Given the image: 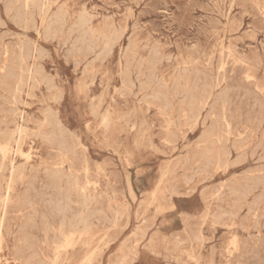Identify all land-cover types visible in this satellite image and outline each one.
I'll return each mask as SVG.
<instances>
[{"label": "rangeland", "instance_id": "1", "mask_svg": "<svg viewBox=\"0 0 264 264\" xmlns=\"http://www.w3.org/2000/svg\"><path fill=\"white\" fill-rule=\"evenodd\" d=\"M14 1L0 0V264H264V0Z\"/></svg>", "mask_w": 264, "mask_h": 264}, {"label": "bare ground", "instance_id": "2", "mask_svg": "<svg viewBox=\"0 0 264 264\" xmlns=\"http://www.w3.org/2000/svg\"><path fill=\"white\" fill-rule=\"evenodd\" d=\"M6 1H7V0H6ZM13 1H14V0H13ZM32 1H34V0H25L26 7H28L29 4H30ZM40 1H41V0H40ZM156 1H157V0H156ZM197 1H198V0H197ZM206 1H207V0H206ZM206 1H205V2H206ZM215 1H216V0H215ZM224 1H225V0H224ZM229 1H230V0H229ZM244 1H245V0H244ZM247 1H249V0H247ZM247 1H246V2H247ZM256 1H257V0H256ZM256 1H254V3H255ZM8 2H9V0H8ZM15 2H16V1H14V3H15ZM18 2L21 4V2L23 3V0H21V2L18 0ZM37 2H38V0H37ZM37 2H36V3H37ZM43 2H44V1H43ZM124 2H125V1H124ZM200 2H201V1H200ZM209 2H210V1H209ZM211 2H212V1H211ZM217 2H218V0H217ZM241 2H242V1H241ZM10 3L14 5V3H13L12 1H11ZM39 3H40V2H39ZM47 3H48V2H47ZM47 3H46V4H47ZM125 3H126V2H125ZM136 3H137V2H136ZM145 3H146V2H145ZM148 3H149V2H148ZM159 3H161V2H159ZM188 3H189V2H188ZM203 3H204V2H203ZM228 3H229V2H228ZM256 3H257V2H256ZM8 4H9V3H8ZM23 4H24V3H23ZM34 4H35V3L33 2V5H34ZM43 4H44V3H43ZM53 4H54V2H53ZM164 4H165V3H164ZM197 4H198V3H197ZM211 4H212V3H211ZM250 4H251V3H250ZM262 4H263V3H262ZM41 5H42V4H41ZM172 5H173V4H172ZM186 5H187V4H186ZM198 5H200V4H198ZM224 5H225V3H224ZM224 5H223V6H224ZM230 5H231V4H230ZM241 5H242V3H241ZM252 5H253V4H252ZM18 6H19V5H18ZM22 6H23V5H22ZM30 6H31V5H30ZM44 6H45V5H44ZM143 6H145V5H143ZM149 6H150V3H149ZM184 6H185V5H184ZM203 6H205V4H204ZM203 6H202V7H203ZM238 6H239V5H238ZM263 6H264V4H263ZM4 7H6V3H5V5H4ZM9 7L11 8L10 5H9ZM13 7H14V6H13ZM13 7H12V8H13ZM16 7H17V5H16ZM39 7H40V6H39ZM60 7H61V6H60ZM150 7H151V6H150ZM186 7H188V6H186ZM192 7H193V6H192ZM195 7H196V6H195ZM198 7H199V6H198ZM205 7H206V6H205ZM255 7H256V6H255ZM14 8H15V7H14ZM32 8H33V7H32ZM49 8H51L50 5L48 6L47 9H49ZM151 8H153V7H151ZM162 8H163V7H162ZM178 8H179V7H178ZM190 8H191V7H190ZM242 8H243V7H242ZM244 8L246 9V7H244ZM244 8H243V9H244ZM4 9H5V8H4ZM7 9H8V8H6V10H7ZM16 9H17V8H16ZM19 9L22 10L21 8H19ZM19 9H17V10H19ZM34 9H35V6H34ZM41 9H43V7H42ZM112 9H113V8H112ZM158 9H159V8H158ZM185 9H186V8H183L182 10L185 11ZM203 9H204V8H203ZM203 9H201V10H203ZM215 9H217V8H215ZM229 9H230V7H229ZM229 9H228V10H229ZM258 9H259V8H258ZM23 10H24V9H23ZM29 10H30V9H29ZM32 10H33V9H32ZM125 10H126V9H125ZM145 10H146V9H145ZM171 10H172V9H171ZM173 10H174V9H173ZM182 10H181V11H182ZM224 10H225V9H224ZM246 10H247V9H246ZM246 10H245V11H246ZM262 10H263V8H262ZM8 11H9V10H8ZM45 11H46V10H45ZM152 11H153V10H152ZM155 11H157V10H155ZM187 11H188V10H187ZM253 11H254V9H253ZM10 12H11V11H10ZM30 12H31V11H30ZM30 12H29V14H30ZM85 12H86V11H85ZM85 12H84V13H85ZM142 12H143V11H142ZM179 12H180V11H179ZM190 12H191V11H190ZM213 12H214V11H213ZM213 12H212V13H213ZM217 12H218V11H217ZM248 12H249V11H248ZM6 13H8V12L6 11ZM22 13H24V12H22ZM25 13L27 14V11H26ZM34 13H35V11H34ZM45 13H46V12H45ZM57 13H58V12H57ZM59 13H61V12L59 11ZM82 13H83V12H82ZM146 13H148V12H146ZM151 13H152V12H151ZM154 13H156V12H154ZM158 13H159V11H158ZM204 13H205V12H204ZM204 13H203V14H204ZM228 13H229V12H228ZM11 14H12V12H11ZM19 14H20V16L22 15L21 12H19ZM40 14H41V12H39V15H40ZM46 14H47V13H46ZM113 14H114V13H113ZM240 14H241V13H240ZM247 14H248V13H247ZM16 15H17V14H16ZM39 15H38V16H39ZM60 15H61V14H60ZM64 15H65V14H64ZM160 15H162V14H160ZM163 15H164V14H163ZM183 15H184V14H183ZM200 15H201V14H200ZM253 15H254V14H253ZM12 16H13V15H12ZM54 16H55V15H54ZM57 16H59V15H57ZM79 16H80V15H79ZM142 16H144V14H143ZM145 16H146V15H145ZM181 16H182V15H181ZM210 16H211V15H210ZM240 16H241V15H240ZM259 16H260V15H259ZM8 17H9V14H8ZM24 17H25V16H24ZM29 17H30V16H29ZM33 17H34V16H33ZM59 17H60V16H59ZM62 17H63V16H62ZM90 17H91V16H90ZM162 17H163V16H162ZM166 17H167V16H166ZM168 17H169V16H168ZM194 17H195V16H194ZM211 17H212V16H211ZM214 17H215V16H214ZM234 17H235V16H234ZM262 17H263V16H262ZM12 18H13V17H12ZM31 18H32V17H31ZM49 18H50V17H49ZM57 18H58V17H57ZM137 18H138V17H137ZM179 18H180V17H179ZM182 18H183V17H182ZM227 18H228V17H227ZM10 19H11V18H10ZM14 19H19V18L16 17V18H14ZM22 19H24V18H22ZM25 19L27 20L28 18H25ZM32 19H33V18H32ZM32 19H31V20H32ZM80 19H81V18H80ZM171 19H172V18H171ZM184 19H186V18L184 17ZM238 19H239V18H238ZM238 19H237V21H238ZM33 20H34V19H33ZM54 20H55V19H54ZM57 20H58V19H57ZM64 20H65V18H64ZM64 20H63V21H64ZM90 20H91V19H90ZM214 20H215V19H214ZM251 20H252V19H251ZM259 20H261V19H259ZM19 21H20V20H19ZM61 21H62V20H61ZM63 21H62V22H63ZM77 21H78V20H77ZM146 21H147V20H146ZM161 21H162V20H161ZM190 21H191V20H190ZM190 21H189V23H190ZM193 21H194V20H193ZM209 21H210V20H209ZM217 21H218V18H217ZM220 21H221V20H220ZM220 21H219V23H220ZM15 22L17 23L18 21L15 20ZM25 22H26V21H25ZM49 22H50V21H49ZM51 22H54V21L51 20ZM87 22H89V21H87ZM87 22H85L84 25H85ZM171 22H173V21H171ZM187 22H188V21H187ZM187 22H186V24H189V23H187ZM203 22H205V21H203ZM232 22H233V21H232ZM240 22H241V21H240ZM252 22H253V21H252ZM4 23H5V22H4ZM30 23H32V22H30ZM56 23H57V21H56ZM56 23H55V25H56ZM142 23H143V22H142ZM149 23H150V22H149ZM167 23H168V22H167ZM178 23H180V22H178ZM212 23H214V22H212ZM217 23H218V22H217ZM242 23H243V22H242ZM2 24H3V23H2ZM59 24H60V23H59ZM62 24H63V23H62ZM62 24H61V26H62ZM64 24L66 25V22H65ZM191 24H192V23H191ZM199 24H200V23H199ZM206 24H207V23H206ZM24 25H25V24H24ZM47 25H48V23H47ZM47 25H46V27H47ZM50 25H51V24H50ZM77 25H78V24H77ZM90 25H91V24H90ZM207 25H208V24H207ZM209 25H210V24H209ZM219 25H220V24H219ZM1 26H2V25H1ZM19 26H20V24H19ZM31 26H33V28H34V23H33V25H31ZM61 26H60V27H61ZM70 26H71V25H70ZM86 26H87V25H86ZM180 26H181V25H180ZM182 26H183V25H182ZM215 26H216V25H215ZM223 26H224V25H223ZM249 26H250V25H249ZM251 26H252V25H251ZM29 27H30V26H29ZM36 27H37V26H36ZM74 27H75V26H74ZM82 27H83V26H81V28H82ZM89 27H90V26H89ZM132 27H133V26H132ZM160 27H161V25H160ZM207 27H208V26H207ZM219 27H220V26H219ZM219 27H218V28H219ZM233 27H234V26H233ZM254 27H255V26H254ZM31 28H32V27H31ZM31 28H30V29H31ZM62 28H63V27H62ZM76 28L81 29L80 26H79V27H76ZM199 28H200V27H199ZM209 28H210V27H209ZM239 28H240V27H239ZM30 29L28 28V30H30ZM49 29H50V28H49ZM89 29H90V28H89ZM206 29H207V28H205V30H206ZM251 29H252V28H251ZM24 30H25V29H24ZM31 30H32V29H31ZM94 30H95V29H94ZM155 30H156V29H155ZM187 30H188V29H187ZM195 30H196V29H195ZM214 30H215V29H214ZM258 30H259V29H258ZM34 31H35V29H34ZM59 31H60V30H59ZM83 31H84V30H82V32H83ZM87 31H88V30H87ZM178 31H179V30H178ZM217 31H218V30H217ZM217 31H216V32H217ZM247 31H248V30H247ZM261 31H262V29H261ZM35 32H37V30H36ZM43 32H44V31H43ZM45 32H46V31H45ZM48 32H49V31H48ZM51 32H53V31L51 30ZM84 32H85V31H84ZM90 32H91V31H90ZM90 32H88V33H90ZM132 32H133V30H132ZM161 32H162V31H161ZM191 32H192V31H191ZM209 32H210V31H209ZM209 32H208V33H209ZM245 32H246V31H245ZM256 32H257V31H256ZM2 33H3V32H2ZM2 33H1V34H2ZM96 33H97V32H96ZM116 33H117V32H116ZM123 33H124V32H123ZM147 33H148V32H147ZM163 33H164V32H163ZM195 33H196V32H195ZM201 33H202V31H201ZM12 34H13V33H12ZM48 34H49V33H48ZM59 34H60V32H59ZM77 34H78V33H77ZM90 34H91V33H90ZM92 34H93V33H92ZM108 34H109V33H108ZM203 34H204V33H203ZM217 34H218V33H217ZM3 35H5V34L3 33ZM6 35H7V34H6ZM21 35H23V34H21ZM24 35H25V34H24ZM43 35H44V33H43ZM51 35H53V34H51ZM54 35H56V32H55ZM86 35H87V34H86ZM197 35H199V34H197ZM211 35H212V33H211ZM0 36H1V35H0ZM11 36H12V35H11ZM18 36H19V35H18ZM39 36H40V35H39ZM45 36H46V35H45ZM109 36H110V35H109ZM112 36H113V35H112ZM186 36H187V35H186ZM191 36H192V34H191ZM1 37H2V36H1ZM1 37H0V38H1ZM12 37H13V36H12ZM21 37H22V36H21ZM48 37H49V35H48ZM50 37H52V36H50ZM60 37H61V35H60ZM74 37H75V36H74ZM84 37H85V36H84ZM100 37H101V36H100ZM100 37H99V38H100ZM110 37H111V36H110ZM148 37H149V36H148ZM167 37H168V36H167ZM177 37H178V36H177ZM205 37H206V36H205ZM5 38H6V37H5ZM19 38H20V37H19ZM81 38H82V37H81ZM103 38L105 39V37H103ZM116 38H117V37L114 36V39H116ZM164 38H165V37H164ZM190 38H191V37H190ZM207 38H209V37H207ZM28 39H29V38H28ZM47 39H48V38H47ZM49 39H51V38H49ZM83 39H84V38H83ZM85 39H86V38H85ZM96 39H97V38H96ZM119 39H120V38H118V40H119ZM209 39H211V38H209ZM231 39H232V38H231ZM2 40H3V39H2ZM45 40H46V39H45ZM45 40H44V41H45ZM55 40H56V37H55ZM68 40H69V39H68ZM90 40H91V39H90ZM93 40H94V39H93ZM106 40H107V38H106ZM109 40H110V38H109ZM109 40H108V41H109ZM165 40H166V39H165ZM199 40H200V39H199ZM7 41H8V40H7ZM20 41H21V40H20ZM25 41H26V39H25ZM25 41H24V42H25ZM46 41H47V40H46ZM50 41H52V40H50ZM78 41H79V40H78ZM86 41H87V40H86ZM94 41H95V40H94ZM96 41H97V40H96ZM170 41H171V40H170ZM188 41H189V40H188ZM2 42H3V41H2ZM24 42H23V43H24ZM26 42H28V40H27ZM32 42H33V41H32ZM80 42H81V39H80ZM90 42H91V41H90ZM102 42H103V40H102ZM109 42H110V41H109ZM111 42H112V41H111ZM111 42H110V43H111ZM113 42H115V41H113ZM178 42H179V41H178ZM15 43H16V42H15ZM56 43H57V42H56ZM72 43H73V42H72ZM82 43H83V42H82ZM95 43H96V42H95ZM156 43H157V42H156ZM176 43H177V42H176ZM176 43H175V44H176ZM189 43H190V42H189ZM192 43H193V42H192ZM247 43H248V42H247ZM247 43H246V44H247ZM259 43H260V41H259ZM21 44H22V43H21ZM28 44H29V43H28ZM58 44H60V43H58ZM58 44H57V45H58ZM63 44H64V43H63ZM97 44H98V43H97ZM104 44H105V43H104ZM111 44H112V43H111ZM200 44H201V43H200ZM262 44H263V43H262ZM1 45H2V44H1ZM8 45H9V44H8ZM8 45H7V47H8ZM10 45H12V43H10ZM90 45H91V44H90ZM98 45H99V44H98ZM107 45H109V44L107 43ZM113 45H114V44H113ZM127 45H128V44H127ZM154 45H155V44H154ZM186 45H187V44H186ZM221 45H222V44H221ZM241 45H242V44H241ZM5 46H6V45H5ZM24 46H25V45H24ZM31 46H32V45H31ZM65 46H66V44H65ZM71 46H72V44H71ZM73 46H74V45H73ZM73 46H72V47H73ZM81 46H82V45H80L79 47H81ZM155 46H158V45H155ZM201 46H202V45H201ZM246 46H248V44H247ZM251 46H252V45H251ZM0 47H1V46H0ZM17 47H18V46H17ZM25 47H26V46H25ZM25 47H24V48H25ZM34 47H35V46H34ZM63 47H64V45H63ZM69 47H70V46H69ZM69 47H68V48H69ZM84 47H85V46H84ZM89 47H90V46H89ZM96 47H97V46H96ZM104 47H106V45H105ZM110 47H111V46H110ZM110 47H109V48H110ZM158 47H159V46H158ZM177 47H179V46H177ZM183 47H184V46H183ZM220 47H221V46H220ZM220 47H219V48H220ZM11 48L13 49L14 47L12 46ZM61 48H62V47H61ZM90 48H91V47H90ZM102 48H103V47H102ZM111 48H112V47H111ZM111 48H110V49H111ZM153 48H154V46H153ZM155 48H157V47H155ZM188 48H189V47H188ZM191 48H192V47H191ZM191 48H190V49H191ZM194 48H196V47L194 46ZM194 48H193V49H194ZM213 48H214V47H213ZM215 48H216V47H215ZM242 48H243V47H242ZM4 49H5V48H4ZM4 49H3V50H4ZM22 49H23V48H21V51H22ZM34 49H35V48H34ZM40 49H41V48H40ZM71 49H72V48H71ZM73 49H74V48H73ZM107 49H108V48H106V50H107ZM125 49H126V48H125ZM176 49H177V48H176ZM183 49H184V48H183ZM193 49H192V50H193ZM203 49H204V48H203ZM209 49H210V47H209ZM255 49H256V48H255ZM261 49H262V47H261ZM68 50H69V49H68ZM75 50H76V49H74V51H75ZM103 50H104V49H103ZM194 50H195V49H194ZM250 50H251V49H250ZM19 51H20V50H19ZM45 51H47V50H45ZM45 51H44V52H45ZM69 51H71V50H69ZM78 51H79V50H78ZM87 51H88V50H87ZM89 51H90V50H89ZM111 51H112V50H110V52H111ZM154 51H155V50H154ZM184 51H186V50H184ZM218 51H219V49H218ZM3 52H5V50H4ZM9 52H10V51H9ZM11 52H13V50H12ZM37 52H38V51H37ZM48 52H49V51H47V53H48ZM67 52H68V51H67ZM149 52H150V51H149ZM208 52H209V51H208ZM208 52H207V54H210V53H208ZM242 52H243V51H242ZM0 53H2V52H0ZM72 53H73V52H72ZM74 53H75V52H74ZM84 53H85V50H84ZM186 53H187V52H186ZM199 53H200V52H199ZM212 53H214V52H212ZM222 53H223V52H222ZM16 54H17V53H16ZM43 54H45V53H43ZM43 54H42V55H43ZM77 54H78V52H77ZM90 54H91V53H90ZM90 54H89V55H90ZM107 54H108V53H107ZM153 54H154V53H153ZM183 54H185V53H183ZM188 54H189V53H188ZM200 54H201V53H200ZM207 54H206V55H207ZM252 54H253V53H252ZM3 55H5V54H3ZM17 55H18V54H17ZM33 55H34V54H33ZM45 55H46V54H45ZM47 55H48V54H47ZM69 55H70V54H69ZM69 55H68V56H65V55H64L65 57H64V56H63V57L66 58V57H69ZM80 55H81V54H80ZM84 55H85V54H84ZM170 55H171V54H170ZM189 55H191V54H189ZM204 55H205V54H204ZM204 55H203V56H204ZM206 55L204 56L205 58H206ZM212 55H213V54H212ZM10 56H11V55H10ZM21 56H22V55H21ZM30 56H31V55H30ZM37 56H38V58H39L40 55H37ZM43 56H44V55H43ZM49 56H50V54H49ZM77 56H78V55H77ZM87 56H88V54H87ZM87 56H86V57L84 56V58L86 59ZM152 56H153V55H152ZM155 56H156V55H155ZM167 56H169V55L167 54ZM176 56H177V55H176ZM186 56H187V55H186ZM203 56H202V57H203ZM210 56H211V54H210ZM219 56H220V55H219ZM225 56H226V55H225ZM3 57H4V56H3ZM13 57H14V56H13ZM15 57H16V58H19L18 56H15ZM15 57H14V60H15ZM33 57H34V56H33ZM44 57H45V56H44ZM44 57H43V58H44ZM73 57H74V55H73ZM73 57L71 56V58H73ZM82 57H83V54H82ZM147 57H148V56H147ZM174 57H175V56H174ZM179 57H180V56H179ZM192 57H193V56H192ZM192 57H191V59H192ZM194 57H195V56H194ZM194 57H193V58H194ZM217 57H218V56H217ZM253 57H254V55H253ZM41 58H42V57H41ZM43 58H42V59H43ZM139 58H140V57H139ZM156 58H157V56H156ZM160 58H161V57H160ZM162 58H163V57H162ZM169 58H170V57H169ZM198 58H199V57H198ZM200 58H201V57H200ZM223 58H224V57H223ZM226 58H227V57H226ZM256 58H257V57H256ZM9 59H10V58H9ZM66 59H67V58H66ZM76 59H77V57H76ZM153 59H154V58H153ZM187 59H189V58H187ZM194 59H195V58H194ZM194 59H193V60H194ZM206 59H207V58H206ZM227 59H228V58H227ZM6 60H7V59H6ZM10 60H11V59H10ZM68 60H69V59H68ZM193 60H192V61H193ZM209 60H211V59H209ZM213 60H214V59H213ZM243 60H245V59H243ZM248 60L250 61V59H248ZM74 61H75V60H74ZM78 61H80V59H79ZM92 61H94V60H92ZM101 61H102V60H101ZM142 61H143V60H142ZM156 61H157V60H155V62H156ZM159 61H160V60H159ZM182 61H183V60H182ZM187 61H188V60H187ZM200 61H201V60H200ZM207 61H208V60H207ZM226 61H227V60H226ZM233 61L235 62V60H233ZM239 61L242 62V60H239ZM239 61H237V62H239ZM251 61H252V60H251ZM9 62H11V61H9ZM14 62H15V63H14ZM14 62H13L14 64L20 63V62H17V63H16V61H14ZM32 62H33V60H32ZM76 62H77V61H76ZM87 62H88V61H87ZM160 62H161V61H160ZM183 62H184V61H183ZM228 62H229V61H228ZM243 62H244V61H243ZM255 62H256V61H255ZM1 63H2V62H1ZM1 63H0V64H1ZM7 63H8V61H7ZM7 63H6V64H7ZM81 63H82V62H81ZM91 63H92V62H91ZM150 63H151V61H150ZM184 63H185V62H184ZM184 63H183V65H184ZM190 63H191V61H190ZM232 63H233V62H232ZM260 63H261V62H260ZM8 64H9V63H8ZM79 64H80V63H79ZM147 64H148V60H147ZM151 64H152V63H151ZM156 64H157V63H156ZM179 64H180V63H179ZM207 64H208V62H207ZM213 64H214V63H213ZM219 64H220V63H219ZM222 64H223V63H222ZM233 64H234V63H233ZM235 64H236V63H235ZM255 64H256V63H255ZM1 65H3V64H1ZM1 65H0V67H1ZM75 65H76V63H75ZM86 65H87V64H86ZM89 65H90V64H89ZM89 65H88V66H89ZM180 65H181V64H180ZM189 65H190V64H189ZM192 65H193V64H192ZM196 65H197V64H196ZM198 65H199V63H198ZM230 65H231V64H230ZM245 65H246V63H245ZM249 65H251V64H249ZM20 66H21V65H19V68H20ZM141 66H142V65H141ZM213 66H214V65H213ZM217 66H218V64H217ZM232 66H233V65H232ZM5 67H6V66H5ZM16 67H17V66H16ZM77 67H78V66H77ZM77 67H76V68H77ZM90 67H92V66H90ZM151 67H152V66H151ZM153 67H155V66H153ZM182 67H183V66H182ZM194 67H195V66H194ZM194 67L192 66L193 69H194ZM203 67H204V65H203ZM237 67H240V69L242 68L241 66H237ZM252 67H254V66H252ZM17 68H18V67H17ZM17 68H16V69H17ZM21 68H22V67H21ZM76 68H75V69H76ZM140 68H141V67H140ZM210 68H211V67H210ZM234 68H235V67H234ZM250 68H251V67H250ZM256 68H257V65H256ZM11 69H12V67H11ZM39 69H40V68H39ZM73 69H74V68H73ZM87 69H88V68H87ZM87 69H86V71H87ZM193 69H192V70H193ZM207 69H208V68H207ZM212 69H214V68H212ZM237 69H238V68H237ZM242 69H243V68H242ZM82 70H85V68L82 69ZM139 70H140V69H139ZM179 70H180V69H179ZM179 70H178V71H179ZM195 70H196V72H198V71H197V70H198V66H197V68H196ZM224 70H225V69H224ZM228 70L230 71V69H228ZM249 70H250V69H249ZM263 70H264V69H263ZM0 71H1V70H0ZM2 71H3V70H2ZM2 71H1V73H2ZM14 71H16V70H14ZM18 71H19V69H18ZM21 71H22V69H21ZM42 71H43V70H42ZM154 71H155V70H154ZM199 71H200V74H201V70H199ZM222 71H223V70H222ZM233 71L235 72V74L237 73L236 70L233 69ZM240 71H241V70H240ZM30 72H33V70H32L31 68L28 69V70L26 71V73H30ZM89 72H90V71L88 70V73H89ZM96 72H97V71H96ZM202 72H203V69H202ZM227 72H228V71H227ZM227 72H226V73H227ZM248 72H249V71H248ZM7 73H8V71H7ZM9 73H10V72H9ZM20 73H21V72H20ZM84 73H85V71H84ZM192 73H193V72H192ZM194 73H195V72H194ZM194 73H193V74H194ZM17 74H18V72H17ZM81 74H82V73H81ZM85 74H86V73H85ZM183 74H185V72H184ZM203 74H204V75H207V74H205V73H203ZM210 74H211V73H210ZM219 74H220V73H219ZM229 74H230V73H229ZM8 75H9V74H8ZM15 75H16V72H15ZM18 75H20V74H18ZM92 75H93V74H92ZM186 75H187V74H185V76H186ZM189 75H190V72H189ZM213 75H214V74H213ZM220 75H221V74H220ZM220 75H218V77H219ZM225 75H227V74H225ZM5 76H6V75H5ZM56 76H57V75H56ZM177 76H178V75H177ZM193 76H194V75H193ZM196 76H198V75H196ZM211 76H212V75H211ZM214 76H215V75H214ZM227 76H228V75H227ZM51 77H52V76H51ZM59 77H60V76H59ZM156 77H157V76H156ZM156 77H155V78H156ZM180 77H181V76H180ZM198 77H200V78H199L200 80L202 79V78H201V75L198 76ZM198 77H197V78H198ZM205 77H206V76H205ZM218 77H217V78H218ZM221 77H223V75H221ZM221 77H219V78H221ZM224 77H225V76H224ZM239 77H240V76H239ZM246 77H247V76H246ZM3 78H4V77H3ZM49 78H50V77H49ZM94 78H95V77H94ZM94 78H92V80H95V79H96V78H95V79H94ZM152 78H153V77H152ZM168 78H169V77H168ZM197 78H196V79H197ZM211 78H212V77H211ZM214 78H215V77H214ZM231 78H232V77H231ZM52 79H54V78H52ZM179 79H180V78H178V80H179ZM185 79H186V78H185ZM221 79H222V78H221ZM232 79H233V78H232ZM235 79H236V77H235ZM239 79H241V78H239ZM1 80H2V79H1ZM47 80H48V79H47ZM92 80H91V81H92ZM194 80H195V79H194ZM200 80H199V82H200ZM218 80H219V79H218ZM227 80H229V79H227ZM236 80H237V79H236ZM91 81H90V82H91ZM100 81H101V80H100ZM100 81H99V82H100ZM149 81H150V80H149ZM155 81H156V79H155ZM183 81H184V79H183ZM185 81H186V80H185ZM197 81H198V79H197ZM202 81H203V80H202ZM205 81H206V79H205ZM223 81H225V80H223ZM229 81H230V80H229ZM231 81H232V80H231ZM247 81H248V80H247ZM11 82H12V81H11ZM21 82H22V81H21ZM79 82H80V81H78V83H79ZM108 82H109V81H108ZM152 82H153V81H152ZM158 82H159V80H158ZM174 82H175V80H174ZM174 82H173V83H174ZM178 82H180V81H178ZM187 82H188V80H187ZM219 82H220V81H219ZM219 82L217 81V83H219ZM221 82H222V80H221ZM13 83L15 84V82H13ZM50 83H51V82H50ZM52 83H53V81H52ZM185 83H186V82H185ZM193 83H194V82H193ZM193 83H192V84H193ZM228 83H229V82H228ZM232 83H233V82H232ZM238 83H239V82H238ZM22 84H23V83H22ZM39 84H40V83H39ZM47 84H48V83H47ZM53 84H54V83H53ZM80 84H81V83H80ZM150 84H151V82H150ZM195 84H196V83H195ZM204 84L206 85L207 82H205ZM204 84H203V85H204ZM209 84H210V83H209ZM209 84H208V86H209ZM219 84H221V83H219ZM250 84H251V83H250ZM172 85H173V84H172ZM178 85H179V83L177 84V86H178ZM181 85H182V84H181ZM183 85H184V84H183ZM200 85H201V84H199V86H200ZM212 85H213V84H212ZM214 85H215V84H214ZM241 85H242V84H241ZM252 85H253V84H252ZM38 86H39V85H38ZM51 86H52V85H51ZM55 86H56V85H55ZM160 86H161V85H160ZM189 86H190V85H189ZM195 86H196V85H195ZM224 86H225V85H224ZM224 86H223V87H224ZM53 87H54V86H53ZM53 87H52V88H53ZM77 87H78V86H77ZM84 87H85V85H84ZM175 87H176V86H175ZM180 87H181V86H180ZM184 87H185V86H183V88H184ZM190 87H191V86H190ZM192 87H193V86H192ZM196 87H198V86H196ZM211 87H212V86H211ZM255 87H256V86H255ZM47 88H48V86H47ZM163 88H164V87H163ZM176 88H178V87H176ZM176 88H175V89H176ZM206 88H207V86H205V89H206ZM240 88H241V87H240ZM15 89H16V88H15ZM74 89H76V88H74ZM83 89H84V88H83ZM114 89H115V88H114ZM195 89H196V88H195ZM195 89H194V92H195ZM201 89H202V88H201ZM213 89H214V88H213ZM213 89H212V90H213ZM233 89H234V88H233ZM50 90H51V89H50ZM104 90H105V88H104ZM183 90H185V89H183ZM223 90H224V89H223ZM236 90H238V89H236ZM14 91H15V90H14ZM20 91H21V90H20ZM30 91H31V90H30ZM113 91H114V90H113ZM190 91H191V90H188V92H190ZM198 91H199V90H198ZM203 91H204V90H203ZM205 91H206V90H205ZM205 91H204V92H205ZM214 91H215V90H214ZM220 91H221V90H220ZM224 91H226V90H224ZM228 91H230V90H228ZM16 92H17V91H16ZM172 92H173V91H172ZM175 92H176V91H175ZM206 92H209V91L207 90ZM240 92H241V91H240ZM254 92H255V91H254ZM182 93H183V91L181 92V95H182ZM186 93H187V92H186ZM186 93H185V94H186ZM196 93H198V92H196ZM200 93L203 94L202 92H200ZM220 93H221V92H220ZM223 93H225V92H223ZM231 93H232V92H231ZM231 93H230V94H231ZM255 93H256V92H255ZM257 93H258V92H257ZM257 93H256V94H257ZM12 94H13V93H12ZM121 94H122V93H121ZM157 94H158V93H157ZM176 94H177V93H176ZM191 94H193L192 91H191ZM207 94H209V93H207ZM210 94H211V92H210ZM217 94H218V93H217ZM230 94H228V95H230ZM232 94H233V93H232ZM234 94H235V93H234ZM16 95H17V93H16ZM21 95H22V94H21ZM125 95L127 96V94H125ZM138 95H139V94H138ZM214 95H215V94H214ZM249 95H250V94H249ZM121 96H123V95H121ZM192 96H193V95H192ZM207 96H208V95H207ZM246 96H247V94H246ZM250 96H251V95H250ZM262 96H263V95H262ZM32 97H33V96H32ZM194 97H195V95H194ZM205 97H206V96H205ZM215 97H216V96H215ZM220 97H221V96H220ZM226 97L229 98V96H227V95H226ZM244 97H245V96H244ZM14 98H15V97H14ZM20 98H21V97H20ZM136 98H137V97H136ZM228 98H226V99H228ZM237 98H238V97H237ZM3 99H4V98H3ZM21 99H22V98H21ZM186 99H187V98H186ZM191 99H192V98H191ZM195 99H197V98H195ZM201 99H203V95H202V98H201ZM219 99H221V98H219ZM219 99H218V100H219ZM243 99H245V98H242V101H243ZM6 100H7V99H6ZM12 100H13V99H12ZM14 100H15V99H14ZM18 100H19V99H18ZM140 100H141V99H140ZM189 100H190V99H189ZM197 100H198V99H197ZM203 100H204V99H203ZM229 100H231V99L229 98ZM255 100H257V99H255ZM10 101H11V100H10ZM178 101H179V100H178ZM194 101H195V100H194ZM213 101H214V100H213ZM215 101H216V98H215ZM215 101H214V102H215ZM233 101H234V98H233ZM19 102H20V101H19ZM199 102H200V101H199ZM223 102H224V100H223ZM225 102H226V100H225ZM240 102H241V101H240ZM22 103H23V102H22ZM191 103H193V102H191ZM194 103H195V102H194ZM236 103H237V102H236ZM250 103H251V102H250ZM7 104H8V103H7ZM13 104H14V102H13ZM212 104L214 105L213 102H212ZM215 104H216V103H215ZM220 104H221V102H220ZM228 104H229V103H228ZM230 104H231V103H230ZM24 105H25V104H24ZM217 105H218V104H217ZM232 105H233V104H232ZM8 106H9V105H8ZM12 106H13V105H12ZM12 106H11V107H12ZM187 106H188V105H187ZM196 106H197V105H196ZM196 106H195V107H196ZM208 106H209V105H208ZM234 106H235V105H234ZM241 106H242V105H241ZM241 106H240V108H241ZM14 107H16V106H14ZM147 107H148V106H147ZM198 107H199V105L197 106V108H198ZM211 107H212V105H211ZM214 107H215V106H214ZM214 107H213V108H214ZM246 107H247V106H246ZM255 107H256V106H255ZM6 108H7V107H6ZM9 108H10V107H9ZM16 108H17V110L19 109L18 107H16ZM90 108H92V107H90ZM216 108H217V107H216ZM225 108H226V107H225ZM233 108H234V107H233ZM233 108H232V109H233ZM236 108H237V106H236ZM248 108H250V107H248ZM261 108H262V107H261ZM92 109H93V108H92ZM92 109H90V110H92ZM195 109H196V108H195ZM214 109H215V108H214ZM227 109H228V108H227ZM229 109H230V108H229ZM234 109H235V108H234ZM263 109H264V108H263ZM4 110H5V109H4ZM95 110H96V109H95ZM163 110H164V109H163ZM188 110H190V109H188ZM240 110H242V109H240ZM0 111H2V109H1ZM193 111H194V110H193ZM215 111H216V110H215ZM217 111H218V110H217ZM217 111H216V112H217ZM228 111H229V110H228ZM243 111H244V110H243ZM248 111H249V110H248ZM14 112H15V111H14ZM18 112H19V110L16 112V114H17ZM229 112H232V111L230 110ZM237 112H238V111H237ZM255 112H256V111H255ZM6 113H7V112H6ZM49 113H50V112H49ZM49 113H48V114H49ZM91 113H93V112H91ZM94 113H95V112H94ZM94 113H93V115H94ZM96 113H97V111H96ZM182 113H183V112H182ZM212 113H213V112H212ZM212 113H211V115H212ZM220 113H221V112H220ZM225 113H227V111H226ZM232 113H233V112H232ZM241 113H243V112H241ZM249 113H251V111H250ZM249 113H248V114H249ZM163 114H164V113H163ZM165 114H166V113H165ZM165 114H164V115H165ZM193 114H194V113H193ZM214 114H215V113H214ZM230 114H231V113H230ZM233 114H234V113H233ZM233 114H232V115H233ZM236 114H237V113H236ZM255 114H256V113H255ZM255 114H253V115H255ZM258 114H259V112H258ZM14 115H15V114H14ZM14 115H13V116H14ZM164 115H163V117H164ZM166 115H168V114H166ZM226 115H227V114H226ZM234 115H235V114H234ZM237 115H238V114H237ZM246 115H247V114H246ZM208 116H209V114H208ZM217 116H219V115H216L215 118H216ZM221 116H222V113H221ZM244 116H245V115H244ZM251 116H252V115H251ZM4 117H5V115H4ZM21 117H22V116H21ZM31 117H32V116H31ZM106 117H107V116H106ZM210 117H211V116H210ZM242 117H243V116H242ZM256 117H257V116H256ZM11 118H12V117H11ZM13 118H14V117H13ZM13 118H12V119H13ZM26 118H27V115H26ZM28 118H29V117H28ZM32 118H33V117H32ZM239 118H241V117H239ZM252 118H253V116H252ZM36 119H37V118H36ZM36 119H35V121H36ZM227 119H228V118H227ZM232 119H234V118L232 117ZM248 119H249V117H248ZM253 119H254V118H253ZM256 119H257V118H256ZM263 119H264V118H263ZM1 120H2V118H1ZM190 120H191V119H190ZM197 120H198V119H197ZM211 120H212V119H211ZM213 120H214V119H213ZM216 120H217V119H216ZM219 120H220V119H219ZM222 120H223V119H222ZM238 120H241V119H238ZM2 121H5V120L3 119ZM2 121H1V122H2ZM13 121H14V120H13ZM13 121H12V122H13ZM28 121H29V119H28ZM33 121H34V119H33ZM37 121H38V120H37ZM145 121H146V120H145ZM168 121H169V120H168ZM217 121H218V120H217ZM236 121H237V120H236ZM256 121H257V120H256ZM261 121H262V120H261ZM5 122H6V121H5ZM9 122H10V120H9ZM39 122H40V121H39ZM212 122H213V121H212ZM212 122H211V123H212ZM215 122H216V121L214 120V123H215ZM237 122H238V121H237ZM241 122H242V121H241ZM250 122H251V121H250ZM2 123H3V122H2ZM33 123H36V122H33ZM216 123H217V122H216ZM227 123H228V122H227ZM251 123H252V122H251ZM251 123H249V124H251ZM255 123H256V122H255ZM220 124H221V122H220ZM240 124H241V123H240ZM258 124H259V123H258ZM178 125H179V124H178ZM217 125H219V124H217ZM229 125L231 126V124H229ZM233 125H234V124H233ZM237 125H239V124H237ZM242 125H243V124H242ZM133 126H134V125H133ZM135 126H136V125H135ZM138 126H139V125H138ZM179 126H180V125H179ZM188 126H189V125H188ZM201 126H202V125H201ZM227 126H228V124H227ZM230 126H228V127H230ZM244 126H245V125H244ZM248 126H249V125H248ZM128 127H129V126H128ZM128 127H127V128H128ZM254 127H255V126H254ZM256 127H257V126H256ZM222 128H223V127H222ZM235 128H236V127H235ZM237 128H238V127H237ZM240 128H241V127H240ZM245 128H246V127H245ZM258 128H260V127H258ZM8 129H9V128H8ZM133 129H136V128H133ZM138 129H139V127H138ZM224 129H225V128H224ZM230 129H231V128H230ZM238 129H239V128H238ZM251 129H254V128H251ZM255 129H256V128H255ZM68 130H69V129H68ZM162 130H163V128H162ZM210 130H211V129H210ZM222 130H223V129H222ZM239 130H240V129H239ZM244 130H245V129H244ZM244 130H243V132H244ZM249 130H250V128H249ZM262 130H263V129H262ZM34 131H35V130H34ZM69 131H70V130H69ZM223 131H224V130H223ZM228 131H229V130H228ZM235 131H236V129H235ZM250 131H251V130H250ZM254 131H255V130H254ZM256 131H257V130H256ZM38 132H39V131H37V134H38ZM180 132H181V131H180ZM225 132H226V131H225ZM261 132H262V131H261ZM0 133H1V132H0ZM34 133H35V132H34ZM222 133H223V132H222ZM232 133L234 134V132H232ZM263 133H264V132H263ZM139 134H140V133H139ZM200 134H201V133H200ZM243 134H245V133H243ZM243 134H242V136H243ZM247 134H248V132H247ZM249 134H250V132H249ZM16 135H17V136H16ZM38 135H39V134H38ZM172 135H173V134H172ZM218 135H219V133H218ZM221 135H222V134H221ZM225 135H226V134H225ZM229 135H231V134H229ZM235 135H237V134H235ZM250 135H251V134H250ZM21 136H22L21 128H17L15 134L12 136V141H14V143L16 144V146H17V148H18V149H17V152H19V153L22 155V157H23V155H25L27 158H29V155L24 154L22 148L20 147ZM39 136H40V135H39ZM60 137H61V136H60ZM237 137H238V136H237ZM246 137H248V135H247ZM222 138H223V136H222ZM222 138H221V139H222ZM248 138H249V137H248ZM260 138H261V137H260ZM262 138H263V137H262ZM174 139H175V138H174ZM227 139H228V138H227ZM239 139H240V138H239ZM244 139H245V137H244ZM171 140H172V139H171ZM171 140H170V141H171ZM218 140H219V139H218ZM240 140H241V139H240ZM242 140H243V139H242ZM260 140H261V139H260ZM262 140H263V139H262ZM168 141H169V139H168ZM175 141H176V140H175ZM183 141H184V140H183ZM233 141H235V140H233ZM3 142H4V140H3ZM59 142H60V141H59ZM62 142H64L63 139H62ZM164 142H165V141H164ZM227 142H228V141H227ZM259 142H260V141H259ZM9 143H10V142H9ZM176 143H177V141H176ZM219 143H220V142H219ZM236 143H237V142H236ZM260 143H263V142L261 141ZM4 144H5V143H4ZM32 144H33V142H32ZM62 144H63V143H62ZM62 144H58V147H59V145H62ZM169 144H170V143H169ZM240 144L242 145V143H240ZM240 144H239V146H240ZM6 145H7V144H5V146H6ZM151 145H152V144H151ZM151 145H150V146H151ZM233 145H234V144H233ZM233 145H232V146H233ZM246 145H247V143H246ZM62 146H63V145H62ZM62 146H61V147H62ZM82 146H83V145H82ZM187 146H188V145H187ZM187 146H186V147H187ZM2 147H4V146H2ZM5 148H6V147H5ZM228 148H229V147H228ZM236 148H237V146H236ZM241 148H243V147H241ZM255 148H256V147H255ZM259 148H260V147H259ZM60 150H62V149H60ZM191 150H192V149H191ZM227 150H228V149H227ZM263 150H264V149H263ZM0 151H1V150H0ZM30 151H31V150H30ZM192 151H193V150H192ZM2 152H3V153H2ZM107 152H108V151H107ZM190 152H191V151H190ZM251 152H252V151H251ZM263 152H264V151H263ZM1 153L3 154V157H4L5 155H7V154H6V153H7V149H2ZM9 153H11V152H9ZM56 153H59V152L57 151ZM49 154H50V153H49ZM187 154H188V153H187ZM11 155H12V154H11ZM66 155H67V154H66ZM195 155H196V154H195ZM259 155H260V154H259ZM14 156H15V155H14ZM57 156H58V155H57ZM60 156H61V155H60ZM250 156H251V155H250ZM1 157H2V156H1ZM1 157H0V158H1ZM258 157H260V156H258ZM55 158L57 159V157H55ZM85 158H86V157H85ZM204 158H205V157H204ZM262 158H263V157H262ZM201 159H202V157H201ZM3 160H4V159H3ZM80 160H81V159H80ZM259 161H261V159H260ZM86 162H87V161H86ZM25 163H28V162H27V159H26ZM198 163H199V162H198ZM0 165H1V164H0ZM19 165H20V164H19ZM45 165H46V164H45ZM85 165H87V163H86ZM1 166H2V165H1ZM0 168H1V167H0ZM52 168H54V166H52ZM68 168H69V166H68ZM260 168H261V167H260ZM4 169H5V168H4ZM101 169H102V168H101ZM121 169H122V168H121ZM69 170H70V169H69ZM18 171H19V170H18ZM29 171H30V170H29ZM70 171H71V170H70ZM70 171H68V172H70ZM250 171H251V170H250ZM10 172H11V171H10ZM22 172H23V171H22ZM22 172H21V173H22ZM58 172H59V171H58ZM17 173H18V172H17ZM21 173H20V174H21ZM36 173H37V172H36ZM78 173H79V172H78ZM256 173H257V172H256ZM70 174H71V172H70ZM258 174H259V173H258ZM262 174H263V173H262ZM46 175H47V174H46ZM54 175H55V174H54ZM97 175H98V174H97ZM249 175H250V174H249ZM254 175H255V173H254ZM254 175H253V176H254ZM2 176H3V174H2ZM2 176H1V177H2ZM18 176H20V175H18ZM18 176H17V177H18ZM35 176H36V175H35ZM260 176H261V174H260ZM33 177H34V175H33ZM54 177H55V176H54ZM56 177H57V175H56ZM56 177H55V178H56ZM70 177H71V176H70ZM80 177H81V176H80ZM254 177H255V176H254ZM18 178H19V177H18ZM58 178H59V177H58ZM90 178H91V177H90ZM19 179H20V178H19ZM52 179H54V178H52ZM56 179H57V178H56ZM56 179H54V180H56ZM125 179H126V178H125ZM256 179H257V178H256ZM2 180H3V179H2ZM33 180H35V179H33ZM36 180H37V179H36ZM54 180H53V181H54ZM57 180H58V179H57ZM60 180H61V178H60ZM75 180H76V179H75ZM77 180H78V179H77ZM77 180L74 181V183L77 182ZM97 180H98V179H97ZM247 180H248V179H247ZM12 181H14V180H12ZM28 181H29V180H28ZM51 181H52V180H51ZM51 181H50V182H51ZM46 182H48V181H46ZM46 182H44V183H46ZM54 182H56V181H54ZM54 182H53V183H54ZM57 182H58V181H57ZM59 182H60V181H59ZM78 182H79V181H78ZM96 182H97V181H96ZM117 182H118V181H117ZM11 183H12V182H11ZM14 183H15V182H14ZM40 183H41V182H40ZM51 183H52V182H51ZM51 183H50V184H51ZM118 183H119V182H118ZM37 184H38V183H37ZM48 184H49V183H48ZM48 184H47L46 186H48ZM54 184H55V183H54ZM59 184H60V183H59ZM43 185H44V184H43ZM51 185H52V184H51ZM55 185H56V184H55ZM68 185H69V184H68ZM88 185H89V184H88ZM12 186H13V185H12ZM16 186H17V185H16ZM77 186H79V185H77ZM26 187H27V186H26ZM51 187H52V186H51ZM62 187H63V186H62ZM75 187H76V186H75ZM216 187H217V186H216ZM220 187H221V185H220ZM220 187H219V188H220ZM222 187H223V185H222ZM1 188H2V187H1ZM40 188H41V187H40ZM40 188H39V189H40ZM49 188H50V186H49ZM81 188H82V187H81ZM219 188H218V189H219ZM8 189H9V188H8ZM46 189H47V191H48V187H46ZM57 189L59 190V188H56V190H57ZM61 189H62V191L64 190L63 188H61ZM2 190H3V188H2ZM10 190H11V188H10ZM33 190H34V189H33ZM52 190H53V189H52ZM58 190H57V191H58ZM77 190H78V189H77ZM215 190H216V189H215ZM255 190H256V189H255ZM12 191H13V190H12ZM53 191H55V189H54ZM44 192H45V191H44ZM85 192H86V191H85V189H84L83 192H82V195H84ZM95 192H96V191H95ZM218 192H219V190H218ZM228 192H229V191H228ZM32 193H34V192H32ZM41 193H42V192H41ZM47 193H48V192H47ZM61 193H63V192H61ZM73 193H74V192H73ZM36 194H37V193H36ZM230 194H231V193H230ZM42 195H43V194H42ZM44 195H45V193H44ZM49 195H50V194H49ZM49 195H48V197L51 196V195H50V196H49ZM93 195H94V194H93ZM6 196H8V195H6ZM33 196H34V194H33ZM54 196H56V193L54 194ZM225 196H226V195H225ZM235 196H236V195H235ZM56 197H57V196H56ZM89 197H90V196H89ZM237 197H238V196H237ZM0 198H1V197H0ZM52 198H53V197H52ZM52 198H51V199H52ZM225 198H226V197H225ZM41 199H42V198H41ZM54 199H55V198H54ZM56 199H58V198H56ZM56 199H55V200H56ZM63 199H64V198H63ZM63 199H61L60 202H61ZM69 199H70V198H69ZM47 200H48V199H47ZM49 200H50V199H49ZM65 200H66V198H65ZM218 200H219V199H218ZM226 200L228 201V199H226ZM31 201H32V200H31ZM41 201H42V200H41ZM69 201H70V200H69ZM39 202H40V201H39ZM55 202H56V201H55ZM77 202H78V201H77ZM77 202H76V203H77ZM31 203H32V202H31ZM37 203H38V202H37ZM48 203H50V201H49ZM52 203H54V202H52ZM56 203H59L58 200H57ZM62 203H63V202H62ZM62 203H60V205H61ZM67 203H68V201H67ZM91 203H92V202H91ZM229 203H230V202H229ZM29 204H30V202H29ZM44 204H45V203H44ZM78 204H79V203H78ZM137 204H138V203H137ZM259 204H260V203H259ZM39 205H40V204H39ZM66 205H68V204H66ZM66 205H65V206H66ZM229 205H230V204H229ZM24 206H25V205H24ZM34 206H35V205H34ZM36 206H37V205H36ZM36 206H35V207H36ZM44 206H45V205H44ZM56 206H57V204H56ZM58 206H59V204H58ZM39 207H40V206H39ZM49 207H50V206H49ZM54 207H55V206H54ZM54 207H53V208H54ZM59 207H60V206H59ZM59 207H58V208H59ZM63 207H64V206H63ZM67 207H68V206H67ZM29 208H30V206H29ZM33 208H34V207H33ZM37 208H38V207H37ZM68 208L72 209L71 207H68ZM257 208H258V207H257ZM27 209H28V208H27ZM59 209H60V208H59ZM61 209H62V208H61ZM64 209H66V208H64ZM70 209H69V210H70ZM44 210H45V209H44ZM54 210H56V209H54ZM62 210H63V209H62ZM45 211H46V210H45ZM56 211H57V210H56ZM65 211H66V210H65ZM59 212H60V210H59ZM59 212H57V213L59 214ZM36 213H37V212H36ZM62 213H63V212H62ZM256 213H257V212H256ZM42 214H43V212H42ZM49 214H50V213H49ZM219 214H220V213H219ZM221 214H222V213H221ZM50 215H53V214L51 213ZM56 215H57V214H56ZM56 215H55V217H56ZM63 215H64V214H63ZM65 215H66V214H65ZM136 215H137V214H136ZM253 215H254V214H253ZM58 216H59V215H58ZM254 216H255V215H254ZM35 217H36V216H35ZM63 217H64V216H63ZM78 217H79V215H78ZM53 218H54V217H53ZM58 218H59V217H57V219H58ZM88 218H89V216H88ZM88 218H87V219H88ZM201 218H202V217H201ZM228 218H229V216H228ZM61 219H62V217H61ZM202 219H203V218H202ZM54 220H55V219H54ZM63 220H64V218H63ZM229 221H230V220H229ZM232 222H233V221H232ZM63 223H64V222H63ZM81 223H82V225H83V230L87 229V227H88V221L86 220L85 217L82 219ZM199 223H200V222H199ZM73 224H74V222H73ZM128 225H129V224H128ZM68 226H70V225L68 224ZM72 226H74V225H72ZM151 226H152V225H151ZM184 226H185V225H184ZM188 226H189V225H188ZM262 226H263V225H262ZM64 227H65V226H64ZM263 227H264V226H263ZM62 228H63V227H62ZM71 228H72V227H71ZM73 229H75V228L73 227ZM63 230H64V229H63ZM87 230H88V229H87ZM60 231H61V230H60ZM54 232H55V231H54ZM82 232H84V231H82ZM178 233H179V231H178ZM201 233H202V232H201ZM47 234H48V233H47ZM71 234H72V233H71ZM74 234H75V233H74ZM132 234H133V233H132ZM156 234H157V232H156ZM7 235H8V234H7ZM51 235H52V234H51ZM65 235H66V234H65ZM260 235H261V234H260ZM260 235H259V236H260ZM45 236H46V235H45ZM154 236H156V235H154ZM1 237H2V236H1ZM1 237H0V239H1ZM29 237H30V236H29ZM135 237H136V234H135ZM135 237H134V238H135ZM177 237H178V236H177ZM134 238H133V239H134ZM189 238H190V237H189ZM29 241H30V240H29ZM50 241H51V240H50ZM168 241H169V240H168ZM176 241H177V240H176ZM190 242H192V240H191ZM193 242H194V241H193ZM221 242H222V241H221ZM260 242H261V241H260ZM32 243H33V242H32ZM71 243H72V235L65 236V238H64V246H65V247H68V245H71ZM163 243H164V242H163ZM175 243H176V242H174V244H175ZM222 243H223V242H222ZM1 244H2V243H1ZM1 244H0V246H1ZM174 244H172V245H174ZM178 244H180V243L178 242ZM189 244H190V243H189ZM197 244H198V243H197ZM220 244H221V243H220ZM234 244H235V243H234ZM261 244H262V242H261ZM135 245H136V244H135ZM230 245H231V243H230ZM256 245H257V244H256ZM263 245H264V244H263ZM237 246H238V244H237ZM260 246H261V245H260ZM26 247H27V246H26ZM119 247H120V246H119ZM119 247H118V249H119ZM131 247H132V246H131ZM219 247H220V246H219ZM234 247H235V246H234ZM253 247H254V246L252 245V248H253ZM256 247H257V246H256ZM30 248H31V247H30ZM73 248H74V247H73ZM132 248H133V247H132ZM242 248L244 249V247H242ZM242 248H241V249H242ZM261 248H262V247H261ZM26 249H27V248H26ZM51 249H52V248H51ZM133 249H134V248H133ZM164 249H166V248H164ZM169 249H170V248H169ZM213 249H214V248H213ZM226 249H227V248H226ZM256 249H257V248H256ZM258 249H259V247H258ZM262 249H263V248H262ZM24 250H25V249H24ZM220 250H221V249H220ZM223 250H224V249H223ZM235 250H236V249H235ZM171 251H173V250H171ZM211 251H212V249H211ZM213 251H214L213 253H215V250H213ZM221 251H222V250H221ZM221 251H219V252H221ZM230 251H231V250H230ZM30 252H31V251H30ZM129 252H130V251H129ZM129 252H128V253H129ZM236 252H237V251H236ZM247 252H248V251H247ZM261 252H262V250H261ZM171 253H172V252H171ZM213 253H212V254H213ZM228 253H229V252H228ZM241 253H243V252H241ZM26 254H27V253H26ZM28 254H29V253H28ZM54 254H55V253H54ZM239 254H240V253H239ZM239 254H237V255H239ZM248 254H249V253H248ZM253 254H255V253H253ZM256 254H257V253H256ZM256 254H255V255H256ZM258 254H259V253H258ZM258 254H257V255H258ZM31 255H32V253H31ZM113 255H114V253H113ZM115 255H116V253H115ZM115 255H114V256H115ZM122 255H123V254H122ZM171 255H172V254H171ZM230 255H231V253H230ZM241 255H242V254H241ZM241 255H240V256H241ZM261 255H263V254L261 253ZM220 256H221V255L219 254V257H220ZM231 256H232V255H231ZM15 257H16V256H15ZM20 257H21V254H20ZM22 257H23V256H22ZM118 257H119V256H118ZM177 257H178V255H177ZM251 257H252V256H251ZM256 257H257V256H255L254 259H255ZM30 258H33V257L30 256ZM123 258H124V257H123ZM126 259H127V258H126ZM130 259H131V258H130ZM130 259H129V260H130ZM175 259H177V258H175ZM230 259H231V258H230ZM248 259H250V258H248ZM234 260H235V259H234ZM234 260H233V261H234ZM260 260H261V259H260ZM262 260H263V259H262ZM33 261H34V260H33ZM127 261H128V260H127ZM127 261H126V262H127ZM235 261H236V260H235ZM238 261H239V260H238ZM240 261H241V259H240ZM256 261H257V260H256ZM231 262H232V261H231ZM39 263H40V262H39ZM121 263H122V261H121ZM130 263H131V262H130ZM183 263H184V262H183ZM208 263H209V261H208ZM211 263H212V262H211ZM232 263H234V262H232ZM251 263L253 264L254 262H251ZM259 263H260V262H259ZM263 263H264V262H263ZM40 264H41V263H40ZM234 264H236V263H234Z\"/></svg>", "mask_w": 264, "mask_h": 264}]
</instances>
